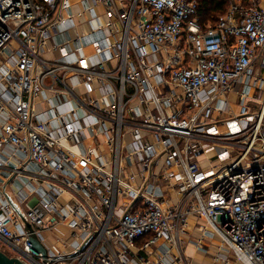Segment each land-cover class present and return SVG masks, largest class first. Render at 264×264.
Returning <instances> with one entry per match:
<instances>
[{
  "label": "built area",
  "instance_id": "built-area-1",
  "mask_svg": "<svg viewBox=\"0 0 264 264\" xmlns=\"http://www.w3.org/2000/svg\"><path fill=\"white\" fill-rule=\"evenodd\" d=\"M225 1L205 25L197 0H0V180L13 189L0 238L12 257L192 264L195 230L201 247L264 264V0ZM78 3L97 25L96 61L61 38ZM232 95L238 111L217 122ZM59 228L54 253L45 235Z\"/></svg>",
  "mask_w": 264,
  "mask_h": 264
},
{
  "label": "crops",
  "instance_id": "crops-1",
  "mask_svg": "<svg viewBox=\"0 0 264 264\" xmlns=\"http://www.w3.org/2000/svg\"><path fill=\"white\" fill-rule=\"evenodd\" d=\"M84 7H85L84 4L78 3L72 9L74 13L76 14L79 13V15L78 16L76 15L72 19V22L66 26L67 28L65 30V34H62L61 38L65 40L69 39L70 49L73 51L75 50L77 39H80L83 43L84 54L88 57H92L93 58L92 61L93 60L96 61L95 58L97 57H93L94 51L91 49L90 39H88L87 37H88V34L97 31V28H96L97 25L94 21H91L90 16L84 12ZM94 36L95 37H90V38H94L95 40H101L106 35L103 33L102 34L100 33V34H95ZM114 36H115L114 33H112V36H110V39L112 41H114L115 39ZM54 54L55 53H46L44 57L45 59H49V58L53 59V57H57V56L59 57L58 53H56L57 56H55ZM106 67L112 70L115 68V63L109 61ZM230 100L232 102V110L236 108V111H238L237 98L234 95H232L230 97ZM38 110L39 112L41 111L46 112L45 115L49 116V113L47 111V104L40 102L39 107H37V111ZM219 127L221 128L222 131L225 130L224 126L219 125ZM215 154L216 152L213 151L209 154V157H213ZM12 190L13 189L10 184L4 185L0 180V191H3L4 193L3 196L0 195V203L4 202L3 200H6L7 198L8 200L12 198ZM190 232L192 234V237L190 235L188 238L185 239V243H184L186 256L188 257V259H190L192 264H210V259L208 257L207 258L205 257V245L204 247L197 245L201 239V235H202L201 232L195 233L196 232L195 230L193 231L190 230ZM65 233H66V230L64 228H59V229L54 230L52 233L45 235L47 247L54 253H58L61 251L60 249L61 245L59 242L60 241L59 238L64 237ZM235 264H238V263H235Z\"/></svg>",
  "mask_w": 264,
  "mask_h": 264
},
{
  "label": "rangeland",
  "instance_id": "rangeland-1",
  "mask_svg": "<svg viewBox=\"0 0 264 264\" xmlns=\"http://www.w3.org/2000/svg\"><path fill=\"white\" fill-rule=\"evenodd\" d=\"M232 112L235 113L236 108L233 111L231 110V112H229V113L223 112L222 114L216 115L215 120L217 122L224 121L225 119L229 118L230 115H232ZM21 212L23 215H25L26 208L24 206L21 207ZM195 233H197V232H195ZM194 238H196V237H194ZM0 250L3 251L9 257H12L15 255L10 249L5 247L2 243H0ZM220 254H222V256H219ZM205 257L206 258L208 257L210 259V264H235L236 263L232 254L226 249H223L220 252L219 251V245L213 243L212 239H205Z\"/></svg>",
  "mask_w": 264,
  "mask_h": 264
},
{
  "label": "trees",
  "instance_id": "trees-1",
  "mask_svg": "<svg viewBox=\"0 0 264 264\" xmlns=\"http://www.w3.org/2000/svg\"><path fill=\"white\" fill-rule=\"evenodd\" d=\"M201 11L200 16L203 24H213L218 17L224 15L229 7L225 0H197Z\"/></svg>",
  "mask_w": 264,
  "mask_h": 264
},
{
  "label": "water",
  "instance_id": "water-1",
  "mask_svg": "<svg viewBox=\"0 0 264 264\" xmlns=\"http://www.w3.org/2000/svg\"><path fill=\"white\" fill-rule=\"evenodd\" d=\"M27 228L30 231L32 230L29 224H27ZM0 243L7 246V243L1 238H0ZM31 243L33 245V249L37 253H41L44 256V258H47V250L36 237L32 238ZM0 264H23V263L17 258L9 257L3 251L0 250Z\"/></svg>",
  "mask_w": 264,
  "mask_h": 264
}]
</instances>
